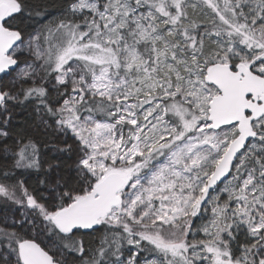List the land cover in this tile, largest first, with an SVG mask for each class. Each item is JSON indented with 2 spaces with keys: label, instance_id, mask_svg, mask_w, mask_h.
Instances as JSON below:
<instances>
[{
  "label": "snow or ice",
  "instance_id": "obj_1",
  "mask_svg": "<svg viewBox=\"0 0 264 264\" xmlns=\"http://www.w3.org/2000/svg\"><path fill=\"white\" fill-rule=\"evenodd\" d=\"M0 264H264V0H0Z\"/></svg>",
  "mask_w": 264,
  "mask_h": 264
}]
</instances>
